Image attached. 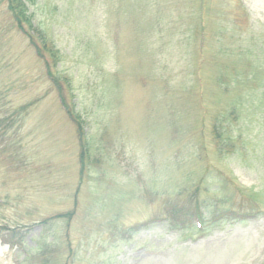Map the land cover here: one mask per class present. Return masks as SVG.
<instances>
[{"label": "rangeland", "instance_id": "obj_1", "mask_svg": "<svg viewBox=\"0 0 264 264\" xmlns=\"http://www.w3.org/2000/svg\"><path fill=\"white\" fill-rule=\"evenodd\" d=\"M28 8L87 150L82 166L57 86L0 0V264H264V213L204 233L167 214L195 190L264 211V0Z\"/></svg>", "mask_w": 264, "mask_h": 264}, {"label": "trees", "instance_id": "obj_2", "mask_svg": "<svg viewBox=\"0 0 264 264\" xmlns=\"http://www.w3.org/2000/svg\"><path fill=\"white\" fill-rule=\"evenodd\" d=\"M32 0H3L7 13L10 15L13 23V27L23 34L27 40L28 45L33 49L35 56L43 62L45 72L47 77L51 80L54 86H57V90L59 93V101L62 107L65 110L66 115L70 118V120L75 124L77 131V139L80 145V161L82 166L84 165V155L86 153V142L84 140V136L82 133L81 121L77 114H75L68 105L64 102L62 96L60 95L62 92V87L59 84V79L55 78L51 74V70L56 68L57 61L59 58L58 50L51 46L48 35L41 30L40 27L37 28L35 26H30L31 23V14L29 13L28 4ZM25 25H27L28 30ZM29 27L32 28L29 30ZM51 48L49 47V45ZM60 80H65V78H61ZM60 85V86H59ZM2 120L0 121V124ZM225 133V134H224ZM213 140L217 149L222 152L227 145L223 144V137L225 136L226 140H230V136L227 131L219 130L217 126L213 128ZM225 143V142H224ZM187 200L188 206L190 204L189 210L186 208H173L167 207L169 211L167 214L177 223L183 225L186 223V227L190 225H194L193 229H196L199 233H204L209 229L210 225H217L221 221H230L232 223H242L248 222L260 217L263 215L264 211H262L258 204H254L253 201H247L246 203H238L235 206L226 205V200L223 199L221 202L214 204L211 202V199H202L200 198L199 193L195 190L192 192ZM230 202V200H228ZM220 207H227L225 210H219ZM70 217V214L66 215H58L57 218H67ZM211 226V227H213ZM216 227V226H215Z\"/></svg>", "mask_w": 264, "mask_h": 264}]
</instances>
